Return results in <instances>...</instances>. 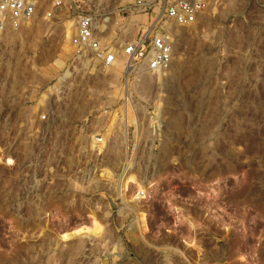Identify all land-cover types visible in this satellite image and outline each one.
Here are the masks:
<instances>
[{
    "label": "rangeland",
    "instance_id": "obj_1",
    "mask_svg": "<svg viewBox=\"0 0 264 264\" xmlns=\"http://www.w3.org/2000/svg\"><path fill=\"white\" fill-rule=\"evenodd\" d=\"M207 2L159 73L78 60L66 12L0 34V264H177L178 201L214 209L204 264H264V0Z\"/></svg>",
    "mask_w": 264,
    "mask_h": 264
},
{
    "label": "built area",
    "instance_id": "obj_2",
    "mask_svg": "<svg viewBox=\"0 0 264 264\" xmlns=\"http://www.w3.org/2000/svg\"><path fill=\"white\" fill-rule=\"evenodd\" d=\"M116 1L0 0V34L8 28H19L32 22L39 10L47 19L66 12L72 17L68 41L78 60L89 54L101 67L120 64L129 71L159 73L170 69L175 62L177 39L174 30L197 24L208 4L207 0ZM96 139L101 142L103 136ZM141 196L146 198L143 193ZM195 208L178 201L173 229H165L177 239V264H187L189 259L192 263L204 264L208 259L199 235L216 221L212 218L214 209L206 204L197 206L201 215L197 221ZM143 213L148 219V214ZM221 227L227 229V225ZM130 228H136L135 221ZM147 231L146 225L145 233ZM186 241L191 245L187 246ZM187 247L198 253L197 260L189 257Z\"/></svg>",
    "mask_w": 264,
    "mask_h": 264
},
{
    "label": "bare ground",
    "instance_id": "obj_3",
    "mask_svg": "<svg viewBox=\"0 0 264 264\" xmlns=\"http://www.w3.org/2000/svg\"><path fill=\"white\" fill-rule=\"evenodd\" d=\"M60 63V62H59ZM120 65V64H119ZM158 106V105H157ZM133 124V119L131 116H129V114L126 112L123 115L122 118V124H121V133L123 140L127 143V128L128 126ZM6 163H11V158L7 157L5 158ZM127 179L124 182L123 188L126 187V184L128 181H135L133 175H129L126 177ZM137 191L133 197V199L139 200L141 198V193H143L145 190L143 189L142 185L137 184ZM144 190V191H143ZM146 196V195H145ZM144 212V211H143ZM141 212L138 216H137V222H138V226H142L141 228H144L143 226L145 225V213ZM222 223V222H221ZM146 226V225H145ZM145 229V228H144ZM102 230V226L97 222L96 219H94L93 217H91V221H89V223L85 224V225H79L76 226L74 228H72L70 231L64 232L60 235V237L62 239H66V238H70V237H74V236H79L80 234L86 233L92 236H97ZM187 246H190V242L186 241ZM188 248V247H187Z\"/></svg>",
    "mask_w": 264,
    "mask_h": 264
},
{
    "label": "crops",
    "instance_id": "obj_4",
    "mask_svg": "<svg viewBox=\"0 0 264 264\" xmlns=\"http://www.w3.org/2000/svg\"><path fill=\"white\" fill-rule=\"evenodd\" d=\"M200 218H201V215L196 214L195 219L198 221V219L200 220ZM222 223H223V221H222ZM223 237H224L223 233L215 235V233L213 232V229H211V228L204 230L203 233L199 235L200 240H212L214 238H217L218 240L222 239L221 241H223V243H221V246H222V244L224 246V244H226V242H227V241H224ZM241 237H246V236L244 233H241Z\"/></svg>",
    "mask_w": 264,
    "mask_h": 264
}]
</instances>
